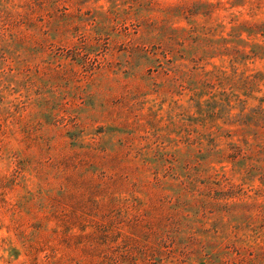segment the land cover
<instances>
[{"label":"rangeland","instance_id":"obj_1","mask_svg":"<svg viewBox=\"0 0 264 264\" xmlns=\"http://www.w3.org/2000/svg\"><path fill=\"white\" fill-rule=\"evenodd\" d=\"M0 264H264V0H0Z\"/></svg>","mask_w":264,"mask_h":264}]
</instances>
